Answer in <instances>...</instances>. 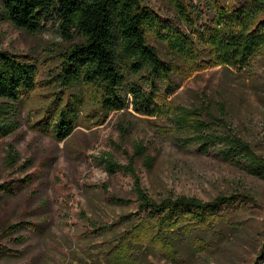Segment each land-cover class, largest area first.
<instances>
[{
	"label": "rangeland",
	"instance_id": "obj_1",
	"mask_svg": "<svg viewBox=\"0 0 264 264\" xmlns=\"http://www.w3.org/2000/svg\"><path fill=\"white\" fill-rule=\"evenodd\" d=\"M145 2L165 25L190 33L166 0ZM71 35L66 39L57 21L35 34L0 21V50L31 63L36 72L34 89L17 106L16 130L0 139V185L13 192L0 195V264H264V180L222 160L219 145L205 154L195 145L179 146L177 140L188 134L176 132L172 122L174 107L204 111L208 133L231 134L264 158V45L248 66L237 69L215 64L202 46L196 47L197 60L176 61L164 43L149 36L159 56L174 65L170 81H157L154 111L138 110L127 92L124 110L104 113L87 89L72 135L60 142L45 124L68 99L82 97V90L66 89L58 77L73 43L80 42ZM136 145L145 152L133 169L154 201L184 196L210 202L231 195L238 201L220 218L183 228L177 236L171 229L167 236L177 251L149 248L150 238L160 233L141 230L132 234L138 239L127 235L128 247L120 252L115 240L132 232L133 222L118 223L119 218L137 211L134 180L107 171L103 160L112 157L126 166ZM9 146L17 156L12 166ZM91 224L113 226L99 233ZM133 242L144 244L135 252ZM189 247L191 258L183 254Z\"/></svg>",
	"mask_w": 264,
	"mask_h": 264
},
{
	"label": "trees",
	"instance_id": "obj_2",
	"mask_svg": "<svg viewBox=\"0 0 264 264\" xmlns=\"http://www.w3.org/2000/svg\"><path fill=\"white\" fill-rule=\"evenodd\" d=\"M166 1L189 34L165 25L166 22L146 5L145 0H0V21L10 23L18 30L35 34L42 32L50 21H57L66 39L72 40L71 34L79 37L80 42H74L65 56L58 77L66 89L82 90V97L68 99L45 124V129L58 141L72 135L84 103L83 92L87 89L92 91L104 113L124 110L127 92L134 98L133 105L138 110L147 114L154 111L151 106L159 91L157 81H170L174 65L159 56L149 44V36L164 43L176 61L197 60L196 47L202 46L215 64L237 69L248 66L264 45V0ZM35 73L31 63L0 50V139L16 130L17 106L23 96L34 89ZM142 83L147 85L148 91L143 90ZM206 114L197 109L174 107V129L188 134L186 138L178 139L177 144L181 147L195 145L203 154L208 153L211 146L219 145L222 160L264 180V158L231 134L208 133L203 120ZM144 152V147L136 145L126 166L117 164L112 157L103 160L107 171H121L134 180L137 211L119 218L118 223L133 222V231L115 240L114 245H118L120 252L128 247L124 239L128 236L129 241L138 239L139 233L135 231L141 230L160 233L150 238L152 247L149 248L161 245L177 251L176 244L167 236L168 232H173L171 229L176 230L177 236L183 228L220 218L224 210L238 201L236 195L219 196L210 202L184 196L154 201L141 188L133 169L135 159L144 157ZM8 156L12 166L17 156L11 146ZM144 162L148 167L152 164L149 157H145ZM7 194H13L10 186L0 185V195ZM110 200L116 204L126 203L114 197ZM91 225L99 233H105L113 226ZM7 229L13 232L17 227ZM133 243L135 252L144 244ZM183 254L187 258L193 256L190 247ZM260 259L264 261V255Z\"/></svg>",
	"mask_w": 264,
	"mask_h": 264
}]
</instances>
